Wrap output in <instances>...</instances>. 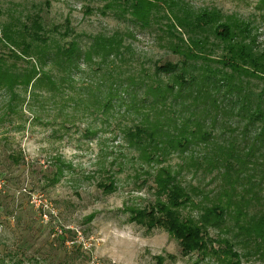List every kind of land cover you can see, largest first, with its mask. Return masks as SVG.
<instances>
[{"label":"rangeland","instance_id":"obj_1","mask_svg":"<svg viewBox=\"0 0 264 264\" xmlns=\"http://www.w3.org/2000/svg\"><path fill=\"white\" fill-rule=\"evenodd\" d=\"M186 1L194 8L217 7L254 21V32L264 45L260 0ZM111 2L0 0V32L8 27L18 37L23 22L38 13L51 45L77 39L84 47L94 36L121 33L129 50L109 66H121L125 74H151L155 64L181 59L168 46L166 33L141 27L117 4L104 7ZM67 22L71 31L63 37ZM9 49L0 39V56L9 55ZM215 55L220 56L221 49L216 48ZM8 59L13 61L11 55ZM96 59L82 63L80 74L70 80L71 99L44 88L35 101L20 91L27 100L9 113L0 91V264H226L213 254L185 256L180 242L163 227L148 230L130 220L133 207L155 201L153 176L162 166L180 169L179 179L203 192L193 194L198 204H211L204 194L214 198L222 180L217 171L205 169L204 161L197 169L191 150L160 155L152 162L143 159L125 134L142 120L140 108L128 109L134 99L114 100L108 108L89 104V90L103 79L111 81L104 74L109 68L98 67ZM100 96L103 101L105 93ZM230 135L228 131L225 138ZM190 149L198 151L197 157L206 152L202 144ZM110 182L112 191L100 186ZM183 211L196 216L199 210L189 206ZM222 234L230 236L210 229L215 238ZM243 264L264 260L253 255L243 258Z\"/></svg>","mask_w":264,"mask_h":264},{"label":"trees","instance_id":"obj_2","mask_svg":"<svg viewBox=\"0 0 264 264\" xmlns=\"http://www.w3.org/2000/svg\"><path fill=\"white\" fill-rule=\"evenodd\" d=\"M114 4L141 27L166 33L168 46L181 59L157 63L151 74H125L121 66H109L129 50L121 33L94 36L84 47L77 39L51 45L37 13L23 22L18 37L8 27L0 32L10 46L9 55L0 56L4 107L11 113L23 106L27 96L20 91L38 101L44 88L71 99L70 80L80 74L82 63L98 58V67L109 68L104 74L111 81L103 79L96 92L94 86L89 90V104L108 108L114 100L134 99L128 109L140 108L142 120L125 134L143 159L152 162L191 150L197 169L204 161L205 169L217 171L222 180L214 198L204 194L211 204H198L193 194L203 192L189 189L179 179L180 169L162 166L153 176L155 201L133 207L130 220L148 230L163 227L185 256L213 254L226 264H243L253 255L264 260V45L254 32L255 22L217 7L194 8L186 0H112L104 7ZM257 8L264 10V0ZM70 29L67 22L61 35L67 37ZM192 144H202L206 152L194 156L198 151L190 149ZM100 186L112 191L114 182ZM189 206L199 210L196 216L184 214ZM211 228L230 236L215 238Z\"/></svg>","mask_w":264,"mask_h":264}]
</instances>
